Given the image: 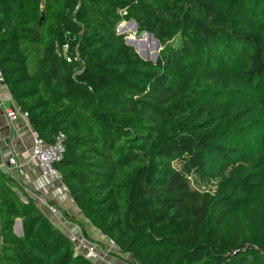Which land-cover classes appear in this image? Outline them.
<instances>
[{"label": "trees", "instance_id": "trees-1", "mask_svg": "<svg viewBox=\"0 0 264 264\" xmlns=\"http://www.w3.org/2000/svg\"><path fill=\"white\" fill-rule=\"evenodd\" d=\"M0 77L39 139L63 135L62 184L132 263L264 264V0H0ZM0 264L96 263L0 171Z\"/></svg>", "mask_w": 264, "mask_h": 264}, {"label": "crops", "instance_id": "crops-1", "mask_svg": "<svg viewBox=\"0 0 264 264\" xmlns=\"http://www.w3.org/2000/svg\"><path fill=\"white\" fill-rule=\"evenodd\" d=\"M9 106L15 108L17 112L21 111L11 101L6 85L0 80V163L6 162L8 157L13 156L23 166V173L18 177V185L29 196L36 199L58 228L66 234H78L81 233L82 227L86 236L101 248L104 247L102 245L104 243L108 245L109 239L83 216L62 182L44 175L37 163L30 158L32 139L36 133L30 126L28 118L21 113L17 121L19 129L15 132L4 114ZM41 199L43 202L40 201ZM48 206L54 207L55 211L51 212ZM116 259L114 255L111 257L113 262H116Z\"/></svg>", "mask_w": 264, "mask_h": 264}, {"label": "built area", "instance_id": "built-area-1", "mask_svg": "<svg viewBox=\"0 0 264 264\" xmlns=\"http://www.w3.org/2000/svg\"><path fill=\"white\" fill-rule=\"evenodd\" d=\"M62 50L64 52V57L67 62H72L79 60L78 52L75 51L73 54H68V44L62 45ZM57 54L59 55L58 47L56 46ZM2 81V78L0 77ZM21 113L25 118H27V112L19 111L11 106L5 109V117L11 124V127L15 132L19 129L18 115ZM1 140V135H0ZM64 153L63 145V135L59 134L55 140L51 143H45L37 137L33 136L32 146L30 151V158L37 163L41 172L44 175L51 176L58 181H61V175L55 168V163L59 162ZM0 171L8 177L19 180V176L23 173V166L17 162V160L10 156L7 158L6 162L0 163ZM41 202L42 199L40 200ZM49 210L55 211V208L48 206ZM72 242L74 243L75 252L83 255L86 259L96 263V264H134L132 263L126 254H121L118 248L109 240V243L114 247V250L103 249L95 241L86 238L81 233L78 234H68ZM110 251H115L114 254H110ZM117 257L116 262L111 260V257Z\"/></svg>", "mask_w": 264, "mask_h": 264}, {"label": "rangeland", "instance_id": "rangeland-1", "mask_svg": "<svg viewBox=\"0 0 264 264\" xmlns=\"http://www.w3.org/2000/svg\"><path fill=\"white\" fill-rule=\"evenodd\" d=\"M119 24L116 26V32L119 33V34H123L124 35V40H125V37L126 36H128V37H134V38H140L141 37L142 32L139 33L137 31V29L136 30L128 29L127 31L120 32L119 29L122 26L119 28ZM170 43H171L172 46H177L178 43H179V38L178 37L174 38ZM160 49L157 50L158 53H159ZM78 56H79V54H78ZM261 131L262 130L260 129V132ZM260 132L259 131L258 132L257 131L256 132H251V138H252V140H254L256 142V140H257ZM182 162H183V159L176 158L172 162V165H173L174 168L179 169L181 167ZM228 170H229V167H223V168H221L220 170H218L215 173V175L213 176V178H207V177L200 176L198 174L192 173L189 176V185H190V188L192 190H197V191H200V192H213L215 190V187H216V182L222 176H225L228 173ZM22 198L24 199L23 196H22ZM251 216L252 215L249 212H246L244 214V217H245L246 220H250L251 219ZM233 217H236V215H234ZM13 230H14V233L17 234V236H21L22 230H21V221H20V219H16L15 220ZM102 245L106 249L109 248L111 250H114V247H112V245L110 243H108V245H106L105 243L102 244ZM114 253H115V251H110V254L111 255L114 254Z\"/></svg>", "mask_w": 264, "mask_h": 264}, {"label": "water", "instance_id": "water-1", "mask_svg": "<svg viewBox=\"0 0 264 264\" xmlns=\"http://www.w3.org/2000/svg\"><path fill=\"white\" fill-rule=\"evenodd\" d=\"M42 17H43V14L41 13L40 18L42 19ZM119 28H120L119 29L120 32L127 31L128 29L136 30L137 24L134 20H129V21L123 20L120 22ZM125 43L127 45L132 46L135 52L143 60L156 62L157 56H158L157 50L161 48V45H160L159 40L156 39L152 33L142 32L140 38L126 36ZM147 44L150 45L149 46L150 49L148 48ZM23 200H25V198Z\"/></svg>", "mask_w": 264, "mask_h": 264}, {"label": "bare ground", "instance_id": "bare-ground-1", "mask_svg": "<svg viewBox=\"0 0 264 264\" xmlns=\"http://www.w3.org/2000/svg\"><path fill=\"white\" fill-rule=\"evenodd\" d=\"M49 208V207H48ZM51 211V210H50ZM52 212V211H51Z\"/></svg>", "mask_w": 264, "mask_h": 264}]
</instances>
